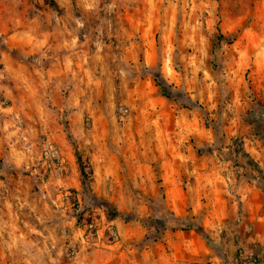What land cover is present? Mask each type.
I'll return each mask as SVG.
<instances>
[{
  "label": "clouds",
  "instance_id": "clouds-1",
  "mask_svg": "<svg viewBox=\"0 0 264 264\" xmlns=\"http://www.w3.org/2000/svg\"><path fill=\"white\" fill-rule=\"evenodd\" d=\"M0 264H264V0H0Z\"/></svg>",
  "mask_w": 264,
  "mask_h": 264
}]
</instances>
